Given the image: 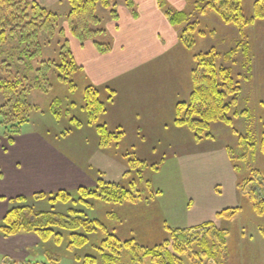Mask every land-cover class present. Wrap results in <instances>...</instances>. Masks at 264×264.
<instances>
[{
    "label": "rangeland",
    "instance_id": "obj_1",
    "mask_svg": "<svg viewBox=\"0 0 264 264\" xmlns=\"http://www.w3.org/2000/svg\"><path fill=\"white\" fill-rule=\"evenodd\" d=\"M165 1H169V6L176 11L188 13V24H193L197 33L193 49H187L181 43L186 26L178 30L173 28L160 9L158 0H153L155 5L149 0L152 8L144 10L142 19L137 22L132 19L126 0L114 1L118 14L127 13L129 16L123 18L122 22L113 21L110 10L99 7L96 15L100 22L91 26L97 33L83 46L71 33L67 0L49 7L42 4L59 16L52 38L45 33L39 35V47L32 42L21 44L19 36H10L6 43H0V62L6 61L11 65L13 77L18 74L24 77L26 67H33L26 84L32 86L29 104L38 110L32 111L30 123L22 128L21 135H45L51 143L49 146L60 152L61 156L86 165V173L91 178L96 180L98 171L102 170L107 180L124 186L133 180L140 188L138 193L141 195L137 202L124 204L93 199L94 209L71 205L53 207L33 202L30 205L39 211L63 215H68L69 210L74 209L86 219L100 220L109 232L119 238L133 237L146 246L164 241V223L172 229H185L214 221L219 229L229 233L230 259L224 264H264V235L261 231L264 221L253 212L250 202L239 191L241 177L235 172L227 152L231 148L243 155L234 130L221 123L215 124L213 139L198 144L189 131L177 128L173 123L175 105L187 101L191 93L193 55L211 50L218 52L221 64L233 69L242 87L238 110L244 115L235 118V129L237 134L257 143L252 166L264 172V157L259 145L264 115V20H256L245 30L244 35L236 26L224 24L216 14L200 13L195 7L197 0ZM255 1L244 0L247 17L252 16ZM146 3L147 0L140 1L142 6ZM153 5L156 10L154 15ZM149 22H155V26H150ZM121 25L129 27L126 31L132 34L122 38L119 30ZM148 26L152 32L144 33L142 28ZM92 42L112 45V50L113 47L116 49L114 56L122 67L125 66L124 74L111 79V84L95 85L104 96H108L106 89L114 91L109 114L114 122L126 123L125 127L114 125L116 128L121 126L125 138L120 145L108 149L98 145L95 130L87 126L82 96L86 87L95 84L88 70L82 69L72 76L76 89L71 90L69 84L55 79L53 68L49 71L46 65L40 63L56 62L60 53L68 47L74 51L73 54L79 52L82 56L89 50L98 53ZM29 49L39 50L36 55H40V59L28 61L24 55ZM7 77L6 71L0 67V80ZM37 82L40 89L36 87ZM126 96L131 97L126 101ZM57 100L62 112L59 120L51 111ZM4 103L0 92V108ZM139 111L146 112L134 114ZM71 118L86 126L81 130L75 129ZM1 123L0 118V136H3L6 127ZM3 145L4 148L9 147L8 144ZM26 150L18 149L17 152L26 156ZM22 153L19 155L23 156ZM128 154L149 166H161L158 172L148 169L144 174V179L151 180L154 190L160 194H154L145 185L142 187L137 174L129 173L128 159L132 156L128 157ZM246 174L244 171L241 176L247 177ZM262 196L259 195L260 198ZM13 199L3 198L7 209L14 206L11 202ZM228 208H239L240 211L235 218L217 219L216 215ZM104 236L106 234L102 231L98 236L90 237L86 247L79 250L69 248L66 241L60 244L52 240L44 244L31 234L11 238H4L0 234V264L8 261L43 262L47 252L61 256V264H82L76 257H92L97 264H105L98 250V239ZM116 264L133 263L125 255Z\"/></svg>",
    "mask_w": 264,
    "mask_h": 264
},
{
    "label": "trees",
    "instance_id": "obj_2",
    "mask_svg": "<svg viewBox=\"0 0 264 264\" xmlns=\"http://www.w3.org/2000/svg\"><path fill=\"white\" fill-rule=\"evenodd\" d=\"M115 0H67L70 11L68 24L72 35L83 46L86 41L92 40L96 34L91 26H96L100 21L97 17L99 7L110 10L112 20L119 21ZM159 6L166 16L169 24L175 29L184 28L181 35V43L187 49H193L196 37V28L188 24L189 15L185 11H176L165 0H158ZM112 2L115 4L112 5ZM244 0H197L196 9L201 13L212 12L216 14L226 25L236 26L242 33L253 25L256 20H264V0H256L253 14L247 17ZM127 7L132 16H138L133 1L126 0ZM59 16L48 10L35 0H0V43L7 42L10 36L20 37L21 44L32 42L38 45L39 35L45 33L53 37L56 31ZM198 32V31H197ZM99 34L101 32H98ZM245 35V33H244ZM98 53L105 55L112 51V45H104L92 42ZM67 44H65L66 46ZM65 46H63L65 48ZM39 50L27 52L24 56L28 61L39 60ZM229 55V54H228ZM227 55V56H228ZM13 57V56H12ZM10 58V57H9ZM221 55L211 50L208 53L194 54V68L190 73L191 93L187 101L178 102L174 110V126L190 132L193 140L200 144L213 139V127L215 124H224L234 130L239 138V146L243 155L228 148V156L231 164L240 176L239 191L251 204L253 212L264 221V172L253 168V160L257 151V143L249 137L237 134L235 118L244 115L240 112L239 102L242 87L232 68H226L221 64ZM56 62L43 61L42 66H47L50 71L53 68L55 79L69 84L71 90L76 89L72 76L83 68L76 61L69 47L63 50ZM8 77L0 80V92L5 103L0 108L1 125L6 127L4 138L9 145H14L16 137L21 135L22 128L29 124L33 108L29 104L28 96L32 86L26 82L30 78L33 67H26L25 76L13 77L11 65L0 62ZM47 73V72H46ZM24 75V74H23ZM22 77V78H20ZM36 87L40 89L39 82ZM108 96L97 86L91 84L83 92V110L87 115V126L93 128L99 139V146L108 149L120 145L125 138V132L120 127H113L107 122L109 107L112 104L113 90L106 89ZM61 105L55 101L51 111L56 119L61 118ZM264 112V104H262ZM70 122L77 130L85 127L75 118ZM262 134L259 142L261 154L264 157V115L262 117ZM11 127V128H8ZM132 155L128 154V157ZM242 164V165H241ZM129 173L137 174L140 184L145 185L154 194L151 180L144 179L146 170L160 171V167L149 166L146 162L132 158L128 159ZM244 166V167H243ZM247 172V177L242 173ZM94 187H79L74 191L60 190L52 193H36L32 196H21L13 199V207L10 208L1 221L0 234L4 238H11L23 234L37 236L44 244L54 240L57 243L68 242L71 249H83L89 243V238L98 236L102 231L106 236L98 239V250L105 264H116L127 255L133 264H224L230 259L228 251L229 233L219 229L214 221H207L200 225L185 229H172L164 223L166 238L163 242L146 246L135 238L121 239L102 224L100 220H89L74 209H70L68 215L54 212H43L31 206L30 203L49 204L53 207L59 205L84 206L94 209L93 199H100L116 204L137 202L141 197L139 187L133 180L128 186L118 182L107 180L101 171ZM145 180V181H144ZM263 195L261 198L259 195ZM239 208H228L219 212L217 219H232L239 213ZM264 235V228L261 230ZM62 257L53 252L45 254V261H8L1 264H61ZM82 264H97L92 257H76Z\"/></svg>",
    "mask_w": 264,
    "mask_h": 264
},
{
    "label": "crops",
    "instance_id": "obj_3",
    "mask_svg": "<svg viewBox=\"0 0 264 264\" xmlns=\"http://www.w3.org/2000/svg\"><path fill=\"white\" fill-rule=\"evenodd\" d=\"M35 1H38L39 3L47 7L61 2V0ZM131 1L134 2L138 13V16L136 18H134L130 14L135 22L142 19L144 10H149V7L152 8V3L154 4L153 0H151L152 3L147 0L146 5L143 6L142 4L140 5V1L142 0ZM154 5V12L152 15L156 14ZM127 17H129L127 13H124L123 15L119 14V22H122V19H126ZM149 24L150 26H155V22H149ZM128 28L129 27H124L122 25L121 27L119 26L122 38H124L128 34H132L131 32L126 31ZM142 31L144 33L152 32L149 26L148 28H142ZM81 51H83V48H81ZM90 51L91 50L87 51L84 56H82V54L79 52L78 54L75 53L74 56L79 65L83 69L88 70L93 82H95V84L93 83L94 85H100L108 82L110 83L111 79L122 76L124 74L123 71L125 70V66L122 67V65L118 62L116 56H114V54H116V49H114V47L112 53L108 55H101L99 53H95L94 51ZM86 55L88 56L86 57ZM112 57L113 59H111ZM131 63H133V61ZM114 89L118 90L116 87ZM129 97L126 96V101ZM139 103L140 102L138 100V105L140 106ZM144 112L146 111H139L134 114L139 115L143 114ZM107 122H109L110 125L112 122L111 126L113 127L117 125H122L125 127L126 125V123L123 121L114 122L109 113L107 116ZM119 127L121 128V126ZM44 136L45 135L42 136L40 134L31 133L27 136L20 135L16 137L14 145H9L8 141L4 138L0 141L1 221L9 210V208L7 209V204L5 202L6 200L3 201V198L16 199L21 196L29 197L40 192L52 193L60 190L74 191L79 187L95 186L96 180L94 177L91 178V176L86 173V165L77 163L76 161H70L69 159L61 156L60 152L49 146V144L51 143H49L47 137L45 138ZM97 141L99 145L98 136ZM3 144H8L9 147L4 148ZM38 145L40 147H38ZM2 148H4L5 150H3ZM24 148L27 149L26 156L22 152H19V154L22 153L23 156L19 155L17 150ZM47 151L50 153V155ZM10 155L13 156L10 157Z\"/></svg>",
    "mask_w": 264,
    "mask_h": 264
}]
</instances>
